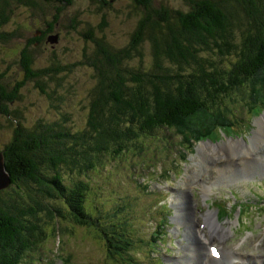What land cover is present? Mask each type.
Segmentation results:
<instances>
[{"label":"trees","instance_id":"obj_1","mask_svg":"<svg viewBox=\"0 0 264 264\" xmlns=\"http://www.w3.org/2000/svg\"><path fill=\"white\" fill-rule=\"evenodd\" d=\"M115 1L90 0L97 14L90 20L91 9L66 14L76 0H0V43L25 39L15 60L18 77L0 70V114L7 120L0 150L11 176L0 190V264H23L46 241L44 227L73 213L81 223L95 222L108 247L126 248L137 212L125 201L118 218L113 208L90 210L84 204L90 173L121 160L139 141L154 142L180 119L200 123L226 94L243 95L248 87V112L264 108V82L260 92L256 79L264 71V0H130L126 10ZM19 9L38 17L32 37L12 21ZM112 9L135 19L121 46L107 34ZM74 34L83 36L80 58L59 61L54 48L49 63L36 66L46 40L56 36L73 47ZM28 83L49 102L32 119L24 113ZM76 99L86 110L84 125L73 117ZM235 115H222L230 128ZM211 119L204 137L222 129ZM190 136L200 138L197 130Z\"/></svg>","mask_w":264,"mask_h":264},{"label":"rangeland","instance_id":"obj_2","mask_svg":"<svg viewBox=\"0 0 264 264\" xmlns=\"http://www.w3.org/2000/svg\"><path fill=\"white\" fill-rule=\"evenodd\" d=\"M129 2L131 1L119 0L115 1L114 5L119 10H126L128 8H126L125 4L128 5ZM77 8L84 10L91 9L92 13H90V20L97 19V14L94 12L96 5H91L90 0H76L73 7L66 11V14L77 10ZM112 10L109 13L107 34L110 40L114 41L116 45L121 46L125 42H128V35L130 30L134 28L135 19L134 16L132 18L124 17V15H120V12ZM28 11L32 13V11ZM29 12H26L24 9H19L18 12L14 14L12 21L22 25L25 33L24 36L32 37V35L37 32L36 28L38 24L35 23V19L38 17L32 16L33 14ZM99 17L101 16L99 15ZM13 22H11L10 25H13ZM73 37L77 38V44L73 45V47L70 41H66L63 46L61 41H57L55 46L52 47V44L55 42H53L51 38L46 40L42 53L38 55L39 58L37 59L36 66H44V64L49 63L48 61L46 63V60L51 54V49L54 48L60 52L58 54L59 61H66L69 59L75 61L77 58H80L78 55L82 52V46L79 43L82 42L83 36L80 37L74 34ZM27 39L28 38H26V41ZM23 42H25L24 38L19 39L18 43L12 46H2L0 43V70H5L7 68L8 76L14 73V75L18 77V72L21 68L15 63V60L18 58L17 54ZM66 45H71V47L74 48L73 51L66 52L64 48ZM146 49L148 50V47H146ZM146 49L145 52L147 51ZM146 61L147 65H149L152 61L151 57ZM80 73L82 72L80 71ZM256 79H258L259 91L263 92L264 71H260ZM82 80L85 82V79ZM50 85H52V83H50ZM255 91L257 92V90ZM250 92L251 90L247 87L243 92L244 97ZM252 93L256 95L253 90ZM23 94L25 97L24 105L26 108L30 107V109L27 110L25 108L24 110V113L29 119H32L36 113L42 114L40 110L49 108V102L45 95L39 93L38 88L32 83H28L24 87ZM243 95L234 94L231 96L230 94H226L222 100L218 101L219 104L210 110L209 116L205 117L206 119L200 123L194 124V122L190 120L191 118L185 120L180 119L176 121V125L172 126L173 130L171 129L163 134L165 135L164 137L160 135V137L152 143L148 140H145L146 143L139 141L136 145L132 146L135 148L132 151H128L121 160L117 159L118 161H113L108 167L101 168L99 173H90L88 180L91 189L85 198L86 206L90 210L93 205L100 208H111L116 205L119 206L120 208L118 209L122 211L125 210L123 201H125V203L132 202L131 208L137 212L131 213L134 215L133 223L134 226L138 228L137 232H134V234L131 230H127L130 233L129 236L132 240V245H128L126 248L125 246L120 247V244L108 247L98 226H88L87 224L79 222L76 219V215L73 213L67 215V219H59L57 222L53 221L50 223L51 225L44 227L46 231V238L44 240L46 241L42 243L39 242L30 252L23 264H148L151 263L150 260H152L154 264H163L164 260L160 257L162 254L168 261L166 264H172L169 263L170 260H175L180 256H184V245L187 242V238H185L184 234L185 231L190 233L189 230L187 231L188 226L186 223V226L183 224L180 226L179 222L174 223V226L168 228L170 238H166L168 240L165 246L161 245V247L158 243H161V240L165 239L162 232L167 231L166 227L165 229H161V231H156L154 234L161 238L157 240L158 243L152 241L148 244L144 242L142 244L141 240L143 239L150 241L152 225L156 223L151 216V205H149L153 199L150 194L143 193L141 185H149L150 191L159 192L170 190L171 194H174L177 190H183L185 195L192 200L191 206L195 209L197 227L203 230L209 240V229L206 227L200 228L199 225L204 223V215L208 211L205 200L210 202L212 208H214L213 211L218 213L219 221L226 227L229 226L231 230L229 236L223 241L212 239L208 241L209 243L207 244H215L220 247V249H229L237 255L242 254L249 258L258 257V260H255L257 264H264V179H262L264 176L261 178L262 181L259 180V176L264 175V166L259 164L260 159H264V142L258 140L259 137L264 138V134H259V131H263L264 133V109L260 111L262 113L257 112L256 116L254 115L255 113L251 115L248 112L250 102L246 97L243 99ZM70 104L76 109V111L75 109L73 111V117L76 123L84 125L86 110H82V103L76 99ZM231 113L236 114L233 118L235 121L231 124L233 125L232 128L226 125L229 122L222 116ZM211 117H217L219 120L216 122L222 123V128H225L227 132L232 135V137L229 136V138L225 137L224 139H219L216 143L211 142L213 145L219 144L218 142L222 144L223 142L235 141L242 136L246 142H248L249 150H246L245 147L237 146L236 149H227L228 152L223 149L219 153L220 150H211L212 144H208L210 142L209 140H202L199 142L196 140L197 142H194L195 139L190 136L192 132L197 130L200 138L204 137L202 133L207 132L214 124ZM250 118L252 119L251 122L249 121ZM6 124L7 120L5 116L3 117L0 114V145H2L7 138ZM225 131L221 128L219 129L222 135H225ZM241 132L243 135H241ZM211 138L216 139L218 136L214 133L211 135ZM252 138H256L259 144H257V142H252ZM188 141H191V143ZM187 143H189V145H187ZM213 145L212 148L214 147ZM255 147H259V149ZM201 150L204 151V155H206L204 160L207 162L202 159ZM223 151L225 152L223 153ZM249 152H252V155H250ZM246 157H251L254 161H257L258 168H254L250 165L246 172L242 168L238 172L229 171L231 169H238L235 167L228 168V166L232 165L229 164L230 161L237 162L239 165H248V163H239L242 158ZM217 165L218 167L222 166L226 176L231 173V175L234 174L238 180L234 182L232 178L228 177V179H225L221 177V169L219 168L217 172ZM241 171L244 173L239 175ZM208 178L209 181L213 180L217 182L212 186L213 190L206 185ZM254 179L258 181H251ZM231 187L238 190L239 194L235 190L232 194L236 199L244 200L242 203L235 202L236 199L233 198L229 192ZM204 192L207 193L208 196H205ZM188 194H190V196ZM123 195L129 197L133 196L135 199L130 201L127 197L122 198ZM157 195H159L160 199L164 197V195L160 193H157ZM157 195L152 196L155 197ZM246 198H248V200L245 201ZM168 200L171 201V195L168 197ZM119 201L122 202L123 205H118L117 203ZM217 201L219 203H225L223 207L220 205L217 207L222 215H225L226 218L232 217L231 219L219 217V212L215 206L217 205ZM234 202L242 205V210L237 207L236 212H233L231 204ZM164 210H166V207H161L160 212ZM238 210L239 216H237ZM154 214L156 215V212ZM236 217L238 218V222ZM179 219H182V216H180ZM137 220L138 222H136ZM165 221L164 219L163 222L166 223ZM188 221L189 225L193 226L192 219L189 218ZM176 226L177 229L178 227L180 228V232L175 230ZM57 227L58 229L56 232L54 230ZM190 236L192 239H196L194 232L190 233ZM186 256V260L191 262L189 255Z\"/></svg>","mask_w":264,"mask_h":264},{"label":"bare ground","instance_id":"obj_3","mask_svg":"<svg viewBox=\"0 0 264 264\" xmlns=\"http://www.w3.org/2000/svg\"><path fill=\"white\" fill-rule=\"evenodd\" d=\"M259 134L263 135L264 133H263V131H259ZM258 140L264 142V138H262V137H259ZM252 142H257V144H259V142L256 140V138H254V139L252 138ZM208 144H210V143H208ZM212 145H211V150H217V151L220 150L219 153L223 149H225V151L227 149H232V150L236 149L237 146H240V147H243V148L245 147L246 150H249L248 143H245L242 139H238V140L236 139L235 141L223 142L222 144L219 143L217 145L214 144L213 148H212ZM253 147H254V145H253ZM255 148L259 149V147H255ZM225 151H223V153ZM201 152H202V159L204 160V157L206 155H204V151L203 150H201ZM227 152H228V150H227ZM235 153H238V152H235ZM251 153L252 152H249L250 155H252ZM228 154H230V153H228ZM253 161H254L253 158L248 157V165H246L242 169L246 172V171H248L247 169L250 167V165H252V167H254V168H258L257 161L256 162L255 161L253 162ZM205 162H207V161H205ZM231 167H234V166H228V168H231ZM235 170H239V169H235ZM235 170H233V171H235ZM242 173H244V172L243 171L239 172V175H242ZM225 176H226V174H225ZM230 176H232V175H228L229 178H231ZM141 188L143 189V186ZM181 197H182L181 199L184 200V204L186 206L182 210V213L186 209L188 215L186 217H184V218L182 217V219H179V218H176V219H178L179 225H182V224L185 225V223H186V225L191 229L192 226L189 225L188 219L191 218L192 219V223L194 225V215L195 214H193V216L190 215V213H191L190 203L185 198V195H183ZM205 203H206V205L208 207V211L204 215V220H205L204 227L209 229L210 239H220V240L223 241L224 239H226L229 236L231 228L230 227H226L223 224H220L217 221L216 212L213 211L214 208H212V206L210 205V203L208 201L205 200ZM189 228L187 229V231L189 230ZM178 230H179V227H178ZM190 233H191V231H190ZM194 236H195V234H194ZM189 237H191V236L189 235ZM195 240L197 241V243L200 244V249H195L196 250L195 251L193 249V245L190 243V241L186 242L185 245H188V248H186L185 255L184 256H180L178 258V261L180 262V264H234L235 262H239L240 264H246L245 263L246 259L244 257H242L240 255H237L236 253L232 252L229 249H224L223 250V252H222L223 254H222V257L220 259H215L214 257L212 258L209 255V253L207 252V248H206L207 242L209 240H208L207 236L202 231L197 232V236H196ZM186 241H187V239H186ZM209 247H208V249H209ZM186 255H189L191 262L189 260L188 261L186 260V257H187ZM175 260H177V259H175ZM235 260H238V261H235ZM256 260H258V257H257ZM183 261H185V262H183Z\"/></svg>","mask_w":264,"mask_h":264},{"label":"water","instance_id":"obj_4","mask_svg":"<svg viewBox=\"0 0 264 264\" xmlns=\"http://www.w3.org/2000/svg\"><path fill=\"white\" fill-rule=\"evenodd\" d=\"M57 37L52 38V41H56ZM11 184V176L8 173L5 165V155L0 150V190L8 187Z\"/></svg>","mask_w":264,"mask_h":264}]
</instances>
